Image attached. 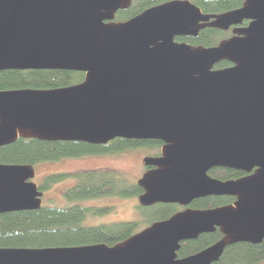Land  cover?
Here are the masks:
<instances>
[{
    "label": "water",
    "instance_id": "1",
    "mask_svg": "<svg viewBox=\"0 0 264 264\" xmlns=\"http://www.w3.org/2000/svg\"><path fill=\"white\" fill-rule=\"evenodd\" d=\"M128 0H0V70L63 69L82 81L55 88L0 90V146L18 137L106 143L116 137L163 141L158 168L139 180V202L186 204L209 194L233 205L186 209L113 246L0 247V264H209L225 246L264 237V0L204 14L170 0L125 22L105 23ZM205 25L225 29L250 18L215 46L176 36ZM220 60L231 66L213 68ZM225 166L253 173L211 178ZM31 164L0 163V213L37 209L42 191ZM223 237L174 259L179 241Z\"/></svg>",
    "mask_w": 264,
    "mask_h": 264
},
{
    "label": "trees",
    "instance_id": "2",
    "mask_svg": "<svg viewBox=\"0 0 264 264\" xmlns=\"http://www.w3.org/2000/svg\"><path fill=\"white\" fill-rule=\"evenodd\" d=\"M195 2L205 11H222L230 8V0H208ZM227 11V10H226ZM219 35L209 30L200 31L197 36H176L175 40L184 41L192 46L209 47L216 44ZM227 63L221 61L216 68ZM83 72L63 69H7L0 70V90L16 88L47 89L75 84L83 80ZM144 144L141 140L116 137L106 144H92L74 140H39L18 137L15 141L0 146V163L31 164L41 161H53L61 158H75L92 154H112L122 152ZM218 175L231 176V172L221 170ZM75 178L74 184L63 190L67 205L42 204L37 209L19 210L0 213V247H68L85 243L110 241L107 233L112 232L121 238L136 229L132 222H121L109 232L101 226H82L85 212L101 213L106 208L83 209L80 203L89 199L106 197H129L137 194V187L123 176L121 172L109 169L89 168L73 173L47 174L39 185L41 191L64 177ZM107 199V198H106ZM216 203L221 201L217 198ZM210 202H200L208 206ZM198 205V204H197ZM166 214L174 212L172 205L165 208ZM163 211V212H164ZM165 214V215H166ZM199 240H194L184 248L195 250L199 244H206L216 238V233H205ZM264 262V244L253 245L241 243L225 248L223 255L215 264H259Z\"/></svg>",
    "mask_w": 264,
    "mask_h": 264
},
{
    "label": "flooded vegetation",
    "instance_id": "3",
    "mask_svg": "<svg viewBox=\"0 0 264 264\" xmlns=\"http://www.w3.org/2000/svg\"><path fill=\"white\" fill-rule=\"evenodd\" d=\"M167 1H170V0H128V2L125 5H120L118 8H116V10L114 11V14H113V18L105 19L104 22L105 23L125 22V21H127L133 17L140 15L141 13L146 11L147 9H150L156 5L162 4V3L167 2ZM189 1H191L192 3L197 5L200 8L201 12L204 14H217V13L224 12L226 10L236 9V8L241 7L245 2V0H230L232 3L231 4L232 6L230 8L216 12V11H205L195 2V0H189ZM198 1H203V0H198ZM204 1H208V0H204ZM211 20H212V18H209V20L207 22L200 21L199 23L204 24V26L199 28L198 33L196 35H188V36H197L200 33V31H205V30H209L212 33L215 32L219 35V37H218L219 39L217 40L216 44L211 45V46H215L225 39L239 35L240 30L247 27L249 25V23L252 21L250 18H243L239 22L230 24L225 29H219L217 27L205 25L206 23H208ZM188 36H182V37H188ZM179 42H182V41H179ZM221 61H225L227 63V65L224 67L233 65V63L231 61L220 60L219 62H221ZM219 62H217V63H219ZM213 68H216L215 65L213 66ZM220 68H222V67H220ZM79 72H82V71H79ZM83 74H84V72H83ZM76 83H78V82H76ZM135 140H141L144 142V144L138 145L134 148L141 147V148H144L145 151H148V152L147 153H137L138 154L137 158H139V159L136 160V165L138 164V166H140V168L138 170V173H137V171L134 172V173H136L135 178L133 180H129L131 184H133V185H135V187H137V191H138L136 195L129 196V197L133 198L132 202L126 201V202L130 203V205H131L130 206V212H132V214H134V216L130 217L131 215L129 213L128 215H124V216H125V218H128V216L130 215L129 216L130 218L121 219L122 215L120 214L119 204H117V203H108V202H101V203H94V204L80 203L79 206L81 208L87 209V210L106 208L101 213L85 212L83 217H82V221L80 222L82 226H85V227L86 226H101V227H103L104 230L110 232L112 230V228L113 229L117 228L116 226L118 223L132 222L136 226V229L133 232H131L129 235L125 236L124 238H121L120 235L113 234L112 233L113 231H112L110 233L105 234L106 238H108V240H110V241H107V242L102 241V242H96V243H85V244H80L79 246L101 243V244H105V245L110 247V246H113L117 243H121V242L125 241L133 233L142 230L143 228L151 225L152 223H154L156 221H160V220H164V219L169 218L171 215H173L176 212L186 210V209H191V210L213 209V208L223 206V205H233L234 202L236 201V199H237L236 195H232V194H229V195L209 194V195L193 198L186 204H180L178 202H162V201H156V202L149 203V204L140 203L139 197H140V195H142L145 192V189L141 185L138 184V180L145 173L158 168V165L153 164L151 159L161 156V146L163 145V141L158 140V139H135ZM107 142H109V141H107ZM106 143H99V144H106ZM99 144H96V145H99ZM131 149H133V148H131ZM117 153H119V152H117ZM113 154H116V153L92 154V155H85V156L107 157L106 155H113ZM140 155H142V156H140ZM108 158H113V157H108ZM97 169H109L112 171L121 172L119 169L117 170V168H115V167H108V166L100 167ZM221 170H226L227 172H231V176L218 175ZM254 170H255V167L251 171L247 172V171L232 168V167L212 166L206 171V173L211 178H215V179H218L221 181H225V180H236V179L242 178L244 176H247V175L253 173ZM217 198H221V201H219V203H216ZM203 201L210 202L212 204L208 205V206L199 205V203L203 202ZM64 205H67V204H64ZM168 205H172L173 208L175 209L174 212L171 214H166L167 211H164V210H166L165 208ZM61 206H63V205H61ZM91 215H99V217L94 218L96 216H92L93 219H90ZM205 233H207V234L216 233V238L214 240L206 243V244L200 243L199 246L195 250L185 251L184 248H188V245H190L192 241H194V240L197 241L200 238H203L200 236L205 234ZM222 237H223V233L221 232L220 228L218 226H215L213 231L200 233L195 238L181 240V241H179L178 248L175 250L174 259L175 260L182 259V258L191 256L193 254H196V253L202 251L203 249L207 248L211 244L215 243L216 241H218ZM241 243H247V244H253V245L264 244V237H262L261 241L256 242V243H253L250 241H237L235 243H232V244L225 246V248H227L228 246H231V245L233 246V245L241 244ZM225 248L223 249V252H224ZM223 252L218 257L217 260L211 261L209 264H215L223 255ZM259 264H261V263H259Z\"/></svg>",
    "mask_w": 264,
    "mask_h": 264
},
{
    "label": "rangeland",
    "instance_id": "4",
    "mask_svg": "<svg viewBox=\"0 0 264 264\" xmlns=\"http://www.w3.org/2000/svg\"><path fill=\"white\" fill-rule=\"evenodd\" d=\"M144 148H133L128 149L113 155H106L107 157H89V156H81L75 158H61L53 161H41L34 165L35 174L32 178V181L37 185L43 183L44 178L47 174L51 173H73V171L89 169V168H100V167H115L117 170L119 169L123 176L127 177L128 180H133L136 176L135 171L140 168L138 164L136 165V160L138 154L137 153H147ZM142 156V155H140ZM113 157V158H108ZM75 178L72 176L64 177L61 180L53 183L51 187L42 191V203L49 205H64L67 204V201L63 197V190L72 184H74ZM107 198V199H106ZM103 199H89L83 201L84 203L94 204L101 202L108 203H117L119 204L121 219H128L133 217L134 214L130 212V203L126 201L132 202V197H106ZM131 199V200H130ZM122 200V201H121ZM130 213V217L125 218L124 215H128ZM92 216H96L94 218H98L99 215H91L90 219H93ZM261 264H264L262 262Z\"/></svg>",
    "mask_w": 264,
    "mask_h": 264
}]
</instances>
